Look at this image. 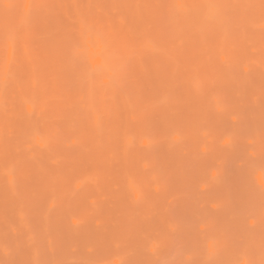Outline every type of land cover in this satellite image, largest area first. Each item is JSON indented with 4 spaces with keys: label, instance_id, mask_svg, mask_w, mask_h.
<instances>
[{
    "label": "rangeland",
    "instance_id": "1",
    "mask_svg": "<svg viewBox=\"0 0 264 264\" xmlns=\"http://www.w3.org/2000/svg\"><path fill=\"white\" fill-rule=\"evenodd\" d=\"M0 264H264V0H0Z\"/></svg>",
    "mask_w": 264,
    "mask_h": 264
}]
</instances>
